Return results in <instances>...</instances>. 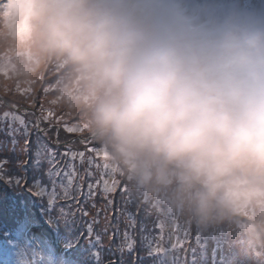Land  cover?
Wrapping results in <instances>:
<instances>
[{
  "label": "clouds",
  "instance_id": "1",
  "mask_svg": "<svg viewBox=\"0 0 264 264\" xmlns=\"http://www.w3.org/2000/svg\"><path fill=\"white\" fill-rule=\"evenodd\" d=\"M108 162L264 252V7L251 0H0V93L46 72Z\"/></svg>",
  "mask_w": 264,
  "mask_h": 264
},
{
  "label": "rangeland",
  "instance_id": "2",
  "mask_svg": "<svg viewBox=\"0 0 264 264\" xmlns=\"http://www.w3.org/2000/svg\"><path fill=\"white\" fill-rule=\"evenodd\" d=\"M56 82V75L49 71L37 80L27 93L22 94L15 90L0 93V164L6 167L5 171L11 177L18 179V186L25 196L21 208L25 219L21 224L23 229L18 231L21 235L20 240H15L12 244L13 251L8 249L0 251V255L8 252L11 256L10 263L5 264H72L69 261H62L61 252L72 241L73 244L77 243L78 236L82 234L75 232L74 225H70L68 218L73 214L77 216L79 222L82 221L79 210L83 207L88 208L90 203L84 202L85 198L81 196L85 192L84 185L90 187L96 176L100 178L98 181H106V186L103 188V185L96 193V199L108 205L111 212L116 207L115 193L125 194L130 184L135 185L108 162L100 143L93 137L90 140L86 139L90 134L81 126L78 115L63 105L52 103L57 95ZM12 108L16 111L15 115L10 114ZM5 119L10 120L9 126L6 123L2 125ZM71 164L74 168L72 175L68 176L66 171ZM74 175L83 176L81 180L73 179H77L78 184L82 185L81 189L76 187L72 189L68 186ZM25 178H30L28 181L31 182L36 181L35 186L48 179L49 184L57 188V196L52 197L53 210L45 215L44 220L56 232L54 249L49 243L53 237L47 235L48 243L45 242L39 235L38 226L35 227L31 222L32 219H36L35 211L31 207L40 201V198L34 195L36 189L28 194L31 183ZM159 191L155 192L158 198L161 195ZM171 191L166 190L160 200L167 204V208L174 207L180 210L182 221L179 222L181 229L175 220L167 223L166 230L170 231V235L167 237L162 235L161 245L167 253L163 264H184L182 259L186 253L188 239H192L193 227L198 226V223L190 213L173 205ZM147 197L148 192L145 193L144 199ZM2 198L4 195L0 196V199ZM3 212L6 213L7 210L4 208ZM10 213L12 216L15 214L11 211ZM109 218H112V214ZM37 221L41 223L38 219ZM192 221L195 222L194 225H190ZM219 222L222 227L216 236L210 228L203 233L205 243L209 247L206 264H264V252L251 248L234 222L228 220ZM26 225L28 226L25 227ZM100 226L101 223L96 226L97 229L100 230L102 228ZM109 229L105 237L113 231ZM105 241L110 243L112 237L108 236ZM84 253L95 259L99 247L90 245L88 251Z\"/></svg>",
  "mask_w": 264,
  "mask_h": 264
},
{
  "label": "trees",
  "instance_id": "3",
  "mask_svg": "<svg viewBox=\"0 0 264 264\" xmlns=\"http://www.w3.org/2000/svg\"><path fill=\"white\" fill-rule=\"evenodd\" d=\"M10 108V107H9ZM15 109L12 108L11 115H15ZM54 115V113H51ZM10 120L5 119L2 122L9 126ZM13 122V121H12ZM15 123V122H13ZM66 171V174L72 175L74 166ZM6 167L0 164V196L4 195V198L0 199V213L3 212L5 208L7 210L3 215L7 220L12 221V215L10 211H16V218L20 216L19 211L22 208L23 201H25V196L22 195V190L19 188V181L13 178L5 170ZM39 173V172H38ZM9 175V176H7ZM83 176L78 177L74 175L71 180L79 178L81 180ZM28 181L30 178H25ZM100 179V178H99ZM97 176L92 180L91 186L83 187L85 191L81 196L85 198L84 202L90 201L88 208H82L79 210L80 219L76 215H69L70 225H74V230L76 233H82L78 236L75 244H70V249L73 251V257L79 258L81 261H85L88 264H163L166 254L162 250V239L160 238L162 233H164V222L168 218L165 209L162 210L166 205L158 198L156 193L149 194V197L144 199L146 191L142 188H138L133 184L126 190L125 194L115 193V210L111 212L105 203L101 200L96 199V193H98L99 188L103 185L106 186V181H98ZM31 186L28 190L34 192L35 182L28 181ZM45 182H41L44 185ZM67 184V183H66ZM38 186V185H37ZM69 187L73 189H81L82 185L78 184L77 179L69 183ZM41 188V187H40ZM131 189H134L132 191ZM139 190V191H138ZM138 191V192H137ZM55 193L54 187H48L45 193H40L39 190L36 191L35 196L40 198V201L33 204L32 210H37L36 215L41 213L42 215L51 212L48 207V202L53 203V194ZM27 194V195H28ZM57 196V195H54ZM10 210V211H9ZM181 213V211H180ZM110 214L112 218L110 219ZM45 223L44 219L41 220ZM107 222V224H106ZM101 223L102 227L100 230L97 229V225ZM216 223L211 222L206 224L212 225L215 230L220 229V226ZM195 222L192 221L190 225H194ZM222 225V224H221ZM8 225L3 224L0 226V231L3 232L7 229ZM109 228L113 229L110 231L108 236L112 237L110 243L106 242L105 239L108 236H104L109 232ZM199 227H193L192 235L196 234ZM167 233H165L166 236ZM196 238L192 236V239H188V245L194 243ZM90 245L99 247V253L95 259H92L88 254L84 253L88 251ZM186 249L185 256L187 255L189 259H194L195 261L198 257L197 251L201 248L198 244L193 246H188ZM197 256V257H196ZM191 261L189 264H192Z\"/></svg>",
  "mask_w": 264,
  "mask_h": 264
}]
</instances>
